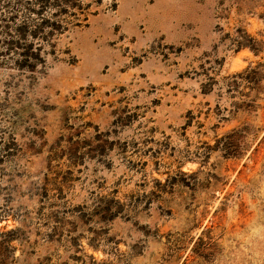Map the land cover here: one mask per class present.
<instances>
[{"label":"rangeland","instance_id":"374dc122","mask_svg":"<svg viewBox=\"0 0 264 264\" xmlns=\"http://www.w3.org/2000/svg\"><path fill=\"white\" fill-rule=\"evenodd\" d=\"M0 264H264V0H0Z\"/></svg>","mask_w":264,"mask_h":264},{"label":"trees","instance_id":"16d2710c","mask_svg":"<svg viewBox=\"0 0 264 264\" xmlns=\"http://www.w3.org/2000/svg\"><path fill=\"white\" fill-rule=\"evenodd\" d=\"M35 1H41V0H35ZM42 22H44V19H42ZM25 28V24H18L16 25V28H15V31H16V34L18 35L19 39L21 38L22 36V32H23V29ZM35 32L38 31V27L36 26L35 29L33 30ZM254 42L252 39H249V42ZM16 44L17 42L14 41ZM32 44L33 43H29L28 45H25V47H23V51L20 52V56L22 57L21 60H20V63L19 65L22 66V65H25L26 67L30 68L33 66V61L34 58V51H36L38 48H39V45H37L35 47V49H33L32 51H30L32 49ZM250 47L253 48V45H251Z\"/></svg>","mask_w":264,"mask_h":264}]
</instances>
